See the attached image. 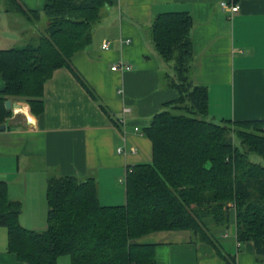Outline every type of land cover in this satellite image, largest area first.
<instances>
[{"label": "trees", "instance_id": "trees-1", "mask_svg": "<svg viewBox=\"0 0 264 264\" xmlns=\"http://www.w3.org/2000/svg\"><path fill=\"white\" fill-rule=\"evenodd\" d=\"M7 1L28 20L39 19L17 0ZM112 3L45 0L47 25L36 42L0 50L5 85L0 125L14 115L6 108L10 99L25 101L41 117L45 84L62 68L98 101L73 58L91 45L102 10ZM193 28L188 12L161 13L153 21V46L172 68L167 82L178 98L143 130L153 146V161L128 170L125 205L103 206L92 178L52 176L47 181V228L39 232L22 226V203L11 200L7 183L0 182V226L7 229L8 251L19 262L58 264L69 256L71 264H155L157 246L139 240L158 232L189 231L194 241L211 245L227 264H236L220 239L232 225L237 241L252 242L264 261V163L250 159L264 160V120L209 119L208 88L192 78Z\"/></svg>", "mask_w": 264, "mask_h": 264}, {"label": "crops", "instance_id": "crops-1", "mask_svg": "<svg viewBox=\"0 0 264 264\" xmlns=\"http://www.w3.org/2000/svg\"><path fill=\"white\" fill-rule=\"evenodd\" d=\"M17 1L39 19L30 21L0 0V50L24 46L20 44L32 42L46 28L45 0ZM112 1L102 10L91 45L73 58L75 70L98 101L69 69H58L45 84L44 114L38 118L26 102L16 101L22 112L13 110L0 131V182L7 183L11 200L22 203L20 223L27 229L47 228L50 177L92 178L103 206H121L126 204L128 170L152 163L153 146L143 130L165 104L178 98L167 82L172 68L152 42V24L161 13L192 15V78L208 88L209 119L264 120V0ZM222 2L238 5L239 11H224ZM127 40L129 44L123 43ZM118 62L133 70L112 71ZM4 88L0 74V92ZM125 108L130 110L126 114ZM124 146L136 153L118 154ZM220 239L222 250L235 257L236 264H264L252 242L237 241L235 225ZM139 242L157 246L155 264H227L211 245L194 241L189 231L158 232ZM0 264H23L9 253L8 231L2 226Z\"/></svg>", "mask_w": 264, "mask_h": 264}, {"label": "built area", "instance_id": "built-area-1", "mask_svg": "<svg viewBox=\"0 0 264 264\" xmlns=\"http://www.w3.org/2000/svg\"><path fill=\"white\" fill-rule=\"evenodd\" d=\"M221 7H222V9L224 11L230 12L232 14L237 13L239 11V6L238 5H229L227 2H222L221 3ZM123 43L129 44L130 40H127L126 42H123ZM109 46H110V43L108 41H106L103 44V49L107 50V49H109ZM111 70L115 71V72H129V71L133 70V66L130 65V64H127L125 62H118V63H116L115 65L112 66ZM129 111L130 110L127 109V108L124 109V113L125 114L128 113ZM121 121H122V123L125 122L124 117H122ZM135 130L139 131V128L136 127ZM128 152H131V153L134 154V153H136V149L133 148V147H130L129 149H127L126 146L121 147V148L118 149V154L126 155Z\"/></svg>", "mask_w": 264, "mask_h": 264}, {"label": "rangeland", "instance_id": "rangeland-1", "mask_svg": "<svg viewBox=\"0 0 264 264\" xmlns=\"http://www.w3.org/2000/svg\"><path fill=\"white\" fill-rule=\"evenodd\" d=\"M45 21V23H47V17L44 16L43 18V22ZM36 42V39L33 40L32 42H23L22 44L20 45H27V43H34ZM12 102L13 104L16 103V100L15 99H12ZM25 102V101H24ZM23 101L21 103H24ZM236 144H238V146H240V143L239 141L236 142ZM250 159L252 161H256V162H261V163H264V160H262L261 158L255 156V155H251L250 156ZM48 222V217H47V220H46V223ZM58 264H71V261H70V257L69 256H63L59 259V263Z\"/></svg>", "mask_w": 264, "mask_h": 264}, {"label": "water", "instance_id": "water-1", "mask_svg": "<svg viewBox=\"0 0 264 264\" xmlns=\"http://www.w3.org/2000/svg\"><path fill=\"white\" fill-rule=\"evenodd\" d=\"M19 103H14L11 100H8L6 102V108L7 110H16ZM6 129V125H0V131H4Z\"/></svg>", "mask_w": 264, "mask_h": 264}, {"label": "bare ground", "instance_id": "bare-ground-1", "mask_svg": "<svg viewBox=\"0 0 264 264\" xmlns=\"http://www.w3.org/2000/svg\"><path fill=\"white\" fill-rule=\"evenodd\" d=\"M16 112H22V108H20V106L18 105L16 108ZM19 114H24V113H19Z\"/></svg>", "mask_w": 264, "mask_h": 264}]
</instances>
